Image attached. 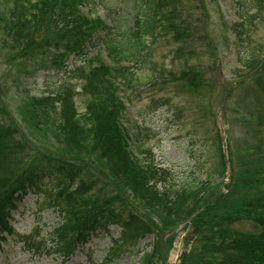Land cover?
Segmentation results:
<instances>
[{
    "label": "rangeland",
    "instance_id": "obj_1",
    "mask_svg": "<svg viewBox=\"0 0 264 264\" xmlns=\"http://www.w3.org/2000/svg\"><path fill=\"white\" fill-rule=\"evenodd\" d=\"M164 2L169 5L171 25L176 26L179 35L175 31L159 35L151 54L154 83L132 81L128 87L124 80L117 79L107 86L105 95L97 96L83 88L85 79L68 80V71L76 67L74 60L63 54V49L53 54L43 51L45 37L28 45L27 58L36 56V61L30 63L20 62V58L8 60L10 52L0 45V119L6 113L9 117L0 122V127L11 130L0 131V187L21 171L52 173L61 165L77 168L76 182L83 183L79 192L69 188V181L75 178L70 169L66 175L46 178L43 197L49 196L62 208L72 201L86 209L107 206L106 216L116 207L122 212L134 207L137 214L161 223H157L158 231L154 229L140 241V248L148 250L149 243L161 236L163 241L171 238L165 264H180L179 256L193 246L194 238L185 240L192 232L187 226L190 217L157 206L159 183L151 189L140 188L125 169L127 164H122L117 155L110 154V158L103 154L107 144L94 146L87 141V149L71 150L74 158L58 156L63 155L62 147L67 143L65 136H59L57 126L63 106L73 107L77 116L90 122L95 118L90 111L99 101L111 108L121 100L124 106L118 116L129 141L124 150L128 164L166 167L170 169L167 186L183 185L203 180L208 168L217 166L223 156V172L216 179L219 197L227 194L222 204L234 207L244 199L264 195V0ZM249 4L252 7L247 9ZM242 10L247 12L244 16L250 24L247 33L238 26ZM110 12L118 16L120 28L125 18L129 25L132 23L133 17L126 14L120 0H96L89 10L93 18L106 20ZM54 35L50 33L49 37ZM103 50L102 45L96 46L77 67H86L88 60L96 57L104 60ZM243 52L255 57L251 66L239 61L246 58ZM53 63L59 68L52 67ZM145 73L142 70V75ZM189 75L194 76L193 81ZM63 79L67 85L62 86L60 96L51 99L47 91L53 88L52 81ZM34 102L39 104L34 106ZM106 107L105 117L110 113ZM54 156L57 160L51 161ZM71 192L76 201L70 198ZM118 194L128 206L108 203ZM42 199L40 193L30 192L18 209L11 211L12 232L0 243V264L135 263L133 248L111 247L120 232L115 224L109 226V231L79 239L67 254L61 248H57L61 252H46L41 241L55 237L47 233L60 224V216L58 210L41 206L38 202ZM224 225L241 232L254 229L252 222L243 217ZM111 249L114 256L110 261L107 257ZM200 256V252L195 255Z\"/></svg>",
    "mask_w": 264,
    "mask_h": 264
},
{
    "label": "trees",
    "instance_id": "obj_2",
    "mask_svg": "<svg viewBox=\"0 0 264 264\" xmlns=\"http://www.w3.org/2000/svg\"><path fill=\"white\" fill-rule=\"evenodd\" d=\"M95 1L10 0L6 2L3 0L0 3L3 10L0 9V45L10 52L7 56L8 60L20 58V62L24 63H30L29 60L36 61V56L27 58L29 54H26V50L29 44L42 41L43 37H45L43 51L47 50L50 54L63 49V54L73 53L75 56H80L87 46L94 48L102 45L104 57L109 61L99 57L88 60L89 64L86 67H74V70H67L68 80L85 79L83 88H87L90 94L97 96L105 95L107 86H112L117 79L124 80L128 87L133 85L132 81L136 82L135 84L154 83L156 81L153 76L155 64L151 61V54L159 35L173 33V31L177 36L179 35L176 26L171 25V15L168 14L169 8H167L169 5L164 0H120L126 14L133 17L130 25L125 18L122 23L123 28H120L118 16L114 12H110V24L100 16L91 18L88 15L90 6ZM84 6L88 7L87 11H83ZM246 7L249 9L252 5L249 4ZM245 13L247 12L244 10L240 13L241 22L238 26L241 27L242 32L247 33L250 24L244 16ZM50 33H55L52 39L49 37ZM254 60L253 55L239 58L245 66H251ZM51 66L59 68L57 63ZM142 70L146 72L144 75ZM188 79L193 81L194 76L189 75ZM52 83L51 92L56 98L61 95V88L67 85L65 84L67 80L52 81ZM63 107L62 120L57 126L59 136H65L67 143L62 147L63 155L58 156L62 159L63 156L74 158L75 154L71 150L87 149L85 145L87 141H92L94 146L107 144L108 146L105 147L107 151L103 154L110 158L112 157L110 154L117 155L122 164H127L125 169L130 172L131 180L134 179L140 188L151 189V185L156 186L159 183L160 196L157 203L159 208L176 213H187L186 217H190L188 223L192 229L187 239L194 238V240L191 239L193 240L192 248L182 255L181 264H264V195L244 199L234 207L222 204L227 194L223 198L219 197L217 194L219 184L216 181L223 172L222 157L217 166L205 171L203 180L167 186L170 183L168 181L170 169L149 164L147 166L137 163L128 164L124 151L127 141L118 124V112L122 107L120 102L110 108L99 101L92 107V112L90 111L93 118L95 116L90 122L82 119L80 115L77 116L73 107L70 109L67 108L68 105ZM105 107L109 108L110 112L106 117L103 112ZM4 116L0 119L1 123H4L5 119L9 120L7 113ZM1 130L6 133L11 132L0 127ZM2 138L3 135L0 134V140ZM213 143L211 141V144ZM56 160L57 157L54 156L51 161ZM71 167L56 166L52 173L21 171L0 187V240L4 239L3 234L8 231L6 218L16 202L31 189L45 193L46 178L53 175L58 177L66 175ZM71 172L75 178L69 181V188L75 187L74 191L79 192L83 184L76 182L79 170L72 168ZM163 180L165 181L162 182ZM113 184L123 189L121 184L115 181ZM70 194V198L76 201L77 197L74 193ZM122 196L121 194L111 196L108 203L127 205ZM42 198L40 205L58 209L61 213V223L47 233L48 236L55 237L50 241L42 237L41 244H45L46 252H61L68 241L73 244L77 239L85 240L96 232L107 231L109 223L120 226L119 237L112 242V248L115 247L116 250L135 249L146 234L159 229L151 217L137 214L134 207L127 212H122V209L116 207L106 216L104 212L107 206L86 209L80 202L72 201L62 208L49 196L42 195ZM98 210L100 214L95 213ZM242 217L252 222L254 226L252 231H236L224 225ZM162 239L163 236L154 241L152 251L144 254L139 264H165L171 238L166 241ZM124 249L120 253L124 252ZM198 252L201 256L196 258L195 255ZM108 253L107 258L111 261V257L114 256L112 249Z\"/></svg>",
    "mask_w": 264,
    "mask_h": 264
}]
</instances>
